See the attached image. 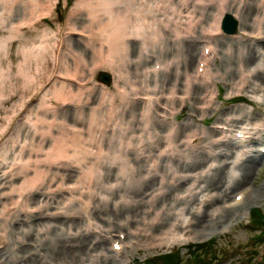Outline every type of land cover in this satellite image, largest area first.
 <instances>
[{
    "label": "bare ground",
    "instance_id": "obj_1",
    "mask_svg": "<svg viewBox=\"0 0 264 264\" xmlns=\"http://www.w3.org/2000/svg\"><path fill=\"white\" fill-rule=\"evenodd\" d=\"M226 2L227 0H98L92 3L93 8L89 6L88 13L93 25H97L96 22L102 16L108 20L106 26L101 23L98 25L95 38L91 36V39L95 40L97 65L113 69L117 74L114 77L115 93L104 96L101 93L84 124V120L79 118L74 121V125L66 121H50L48 126L56 127L53 128L57 136L55 147L40 149L30 145L29 149L19 151L17 163L10 162V173H2L0 188L6 177H10L11 181L21 182L14 188L16 199L11 201L10 207L5 205L0 213V241L8 248L5 252L0 251V264H82L84 256L90 264H113L116 262L115 257L125 249L126 240L136 241V244L132 243V249L138 252V244L141 246L143 241L149 245L163 241L160 234L170 235V228H166L169 232L162 231L169 220L167 218L172 207L166 202L174 199L177 201L174 193L180 191L182 185L192 176L188 174L196 172L199 164H182L173 169L169 165L164 167L156 163L162 155L172 158L179 154L178 146L176 149H169L175 145L176 134L173 131L169 129L167 134L159 135L154 134L151 129L150 120L154 106L157 107L161 100L167 102L168 98L158 97L160 93L165 92L163 85L159 86V91H156L157 86L148 85V77L156 76V71L143 69L141 74L145 75V80L138 77V72L132 76L128 74L125 68L128 57L127 42L133 38L140 40L143 45L157 47L163 40L169 41L168 37H165L167 32L177 41L190 39L184 47L182 57V66L188 67V70H185L182 76L178 75L177 85H170V81L166 84V89L172 91L167 92L165 96L169 95L174 99L177 97L175 95L180 94L176 99L182 104L189 100L200 101L202 96L206 101L212 98L211 85H217L216 79H221L226 74V66L228 67L230 62L240 65H236V72L228 69L230 74L238 73L232 80L237 79V76L239 78L238 82L231 86L237 87L238 90L244 89L247 82L253 80L258 83L257 88H262L264 78L257 74L258 69L254 68L255 72L250 75L249 68L255 57L252 52L238 55L233 51L227 52L217 77L210 69L209 60L213 59L216 52V47L212 44L214 41L211 39L214 33L219 32L221 16L227 11L224 8ZM261 2L264 9V0ZM176 3H179V6ZM210 4H215L217 12L210 15L207 24L197 11L205 6L209 7ZM77 6L82 8L81 3H77ZM243 10L246 18L254 14L251 6H244ZM261 20L264 21L263 15ZM197 27H201L199 38L205 37L203 41L194 36ZM91 29L89 26L87 33H91ZM197 42L205 46L201 53L199 48L196 56ZM146 56L151 59L150 55ZM193 63H198V68L202 69L199 76L201 83H197L198 75H189L190 65ZM176 64L175 59L171 65ZM155 65L156 63L151 67L154 70ZM160 65L157 64L161 72H167L170 67L164 61ZM177 86L181 87L175 91ZM260 92L264 94V89ZM67 97L64 95L63 98ZM140 104L142 107L138 118L136 113L131 120L122 116V113L130 111L131 105L135 108ZM230 113L232 112L218 110L216 122L225 123L222 125L227 127L239 125L243 118L239 114L229 117ZM135 122H140L139 131L134 127L137 125ZM28 124L35 127L34 121H29ZM253 129L250 128V140L259 141L260 138H256L259 134ZM214 132H218V129L213 128L210 135L214 136ZM186 137L187 142L191 139L193 142L201 141V138L193 133L187 134ZM160 140L164 141L167 148L159 150L156 155H149L148 151L154 150V145ZM227 142L210 140L207 143L208 148L212 144L214 150L210 156L219 165L202 181L207 193L199 203V210H189L186 225L181 224L174 228L171 226L174 231L185 230L187 233L198 234L212 231L221 224L234 221L240 210L250 207L256 200L259 193L250 189L248 184L251 183L255 166L263 157L258 156V160L246 157L238 165L232 163V167L238 171V176L226 181V165L229 158H232L233 149ZM164 150L166 153H163ZM13 152L14 145L10 141V146L1 156L2 165L6 166ZM146 160L148 166L145 167L142 162ZM167 169L172 174L171 180L157 191L153 190V179ZM73 170H79L80 173L73 185L69 186L67 182L73 179ZM111 170L116 172L110 174ZM112 183L116 185L112 187ZM120 187L125 191L117 197L116 190L113 189ZM187 188L185 187L184 191ZM236 190L244 193L243 201L236 207H225L224 204L230 199L231 193ZM66 193L71 198L62 200V195ZM146 193L148 196L144 197ZM151 195L154 196L150 197ZM237 195L238 193L233 198ZM149 197L150 199H147ZM179 200L184 199L179 197ZM141 208L143 209L140 212ZM147 208L152 209L153 213L148 219L146 214L150 211ZM180 215L181 213L179 217ZM133 226L138 228H131ZM111 234H117V244L122 245L118 251H111L107 247L109 239L113 240ZM164 241L166 242L154 244L147 250L161 248L163 244L167 245L169 240L165 238ZM146 247L144 246V249ZM128 253L131 255L132 251Z\"/></svg>",
    "mask_w": 264,
    "mask_h": 264
},
{
    "label": "rangeland",
    "instance_id": "obj_2",
    "mask_svg": "<svg viewBox=\"0 0 264 264\" xmlns=\"http://www.w3.org/2000/svg\"><path fill=\"white\" fill-rule=\"evenodd\" d=\"M96 1L98 0H0V176L2 173L5 175L10 173L9 164L12 161L17 163L20 150L29 149L30 145L38 146L40 149L55 147L57 136L53 128L56 127L55 125L48 126L50 121H66L74 125V121L79 118L81 121L84 120V124L85 119L95 108L100 94L103 93L104 96L108 93H115L114 77L117 74L113 69L97 65L98 54L97 51L95 52V40L91 39V36L95 38L100 23L105 26L108 23L107 18L102 15L101 19L96 22L97 25L91 23L88 9L89 6L93 8L92 3ZM77 3H81L82 8H79ZM176 5L179 6V3ZM244 6L253 7L254 12L252 13L254 14L250 18L244 17ZM216 8L215 4H210L209 7L198 9L197 12L202 15L203 22L206 21L205 23L208 24L207 20L210 19L211 14L217 12ZM224 8L227 10L224 14L229 13L237 20V31L233 35H224L221 30L214 33L211 40L214 41L212 44L214 48L216 47V52L213 59L209 60L211 61L210 69L217 77L221 72L219 69L227 52L233 51L238 55L249 51L255 54L254 63L249 68L250 75L255 72L254 68H257V74L264 78V21L261 20L262 15L264 18V9L261 0H227ZM89 26L92 28L91 33H87ZM218 27L220 28V23ZM200 32L201 27H197L194 36L199 38ZM165 37H168L169 41L163 40V43L157 47L143 45L140 40L133 38L128 39L127 67L125 68L131 76L138 72V77L143 80H145V75L143 77L141 74L143 69L156 71V76L148 77L150 81L148 85L157 86L156 91H159L161 85L165 88V92L160 93L158 97L168 98V100L167 102L161 100L157 103V107L154 106V114L152 113L150 120L151 129L154 134L159 135L167 134L169 129L173 131L176 134L174 135L175 145L169 149H176L178 146L179 154L172 158L162 155L156 163L164 167L169 165L173 169H177L182 164H199V168L196 172L189 173L188 175H192L191 178L182 185L180 191L174 193L177 201L174 199L166 202L172 207L167 218L169 220L162 231L164 233L167 231L166 228H170L171 233L168 236L160 234V237L169 240L168 244H163L161 248L147 250L154 244L166 241L149 245L143 241L141 246L138 244L140 251L136 252L132 249L134 247L132 243L136 244V241L126 240L125 249L115 257L116 262L113 264H148L150 261L151 264H194L195 260H198L199 264H264V224L262 225L260 220L255 225L250 223V214L253 216V212L256 211L259 216H264V154L261 162L255 166L251 183L248 184L250 189L256 190L259 194L250 207L240 210L234 221L221 224L214 230L202 234L173 229L174 226L186 225L189 210L191 212L199 210V203L207 193L204 191L205 185L202 181L213 173L211 170L216 165H219L210 156L214 150L212 144L209 148L207 146L210 140H227V144L233 148L232 155L230 154L232 158H229L226 165V181L238 176V171L232 167V163L238 165L246 157H252L255 160H258V156L261 157L257 148L264 150V94L260 92L264 87L257 88L258 83L253 80L247 82L244 89L238 90L237 87L231 86L237 83L239 78L237 76V79L232 80L238 73L230 74L228 69L236 72V65L238 67L240 65L230 62L228 67L226 66V74L221 79H216L217 85H211L210 90L213 96L210 102L202 96L203 99L200 101L189 100L182 104L176 99L181 96L180 94L175 95L177 97L174 99L172 96H165L167 92L172 91L166 89L167 81H170V85H177L178 75L182 76V73L188 70V67L182 66V57L184 47L190 41L189 38L174 40L172 34L168 32ZM203 38L205 37L202 36L199 39L203 41ZM197 46L196 56L199 48L201 53L205 45H199L197 42ZM144 48H146L145 51ZM146 55H150L151 59ZM175 59L177 64L171 65ZM163 61L170 66L167 72L151 68L154 63H156L155 66L157 64L161 66ZM195 64L190 65L189 75L192 76L193 73L198 75L197 83H201L202 80L199 78L200 74ZM101 72L110 75L111 82L108 86L97 83V74ZM245 75L247 76L248 73L246 72ZM180 87L177 86L175 91H178ZM64 95L68 96L67 99L63 98ZM141 107L142 104L135 108L131 105L130 111L122 113V116L131 120L133 114L136 113V118H138ZM218 110L232 112L228 115L229 117L239 114L243 120L239 125L228 126V128L222 125L225 123L216 122ZM236 111H238L237 114ZM246 118L249 120H245ZM29 121H34L35 127L29 125ZM135 123L137 125L134 127L139 131L140 122ZM76 125L79 126V124ZM213 128L218 129V132L213 133L214 136L210 135ZM250 128L257 131L259 135L256 138H260L259 141L250 140ZM191 133L200 137L201 141L193 142L191 139L187 142L186 136ZM242 135L245 140L240 139ZM10 141L14 145V152L4 166L1 156L10 146ZM164 145V141H158L154 145L155 149L148 151V154L156 155L159 150L167 148V145ZM243 145H248V147ZM163 153H166L165 150ZM147 162L148 160L142 162L145 167L148 166ZM113 172L116 171L111 170L110 174ZM79 173V170H73V179L67 182L69 186L77 180ZM142 173L144 175V172ZM171 177L172 174L168 172V169L163 170L153 179V190L157 191L162 185H166ZM10 179L6 177L0 188L2 198L0 213L5 205L10 207L11 201L16 199L14 188L21 182V180L17 182V180L11 181ZM115 185L112 183L111 186ZM185 187H188L186 191H184ZM113 190H116L117 197L125 191L123 187ZM131 190L132 188L129 189L130 192ZM237 193L238 195L233 198ZM62 196V200L71 198L67 193ZM146 196H148L147 193L144 197ZM179 197L184 200H179ZM243 197V192L233 191L224 206L236 207L241 204ZM142 209H139L140 212ZM148 211L150 213L146 214V219L153 214L152 209ZM179 213H181L180 217ZM83 221L85 223V219ZM111 235L114 241L109 239L107 247L113 251L112 244L113 242L118 243L119 239L117 234ZM121 236L123 237L124 234ZM144 246L147 247L144 249ZM198 248L201 250L198 251ZM6 250H8L6 244L0 241V251L5 252ZM130 250L131 255L128 253ZM170 252L177 253L174 255L177 258L176 262L175 258L158 257ZM85 257L82 264H90L88 258Z\"/></svg>",
    "mask_w": 264,
    "mask_h": 264
},
{
    "label": "water",
    "instance_id": "obj_3",
    "mask_svg": "<svg viewBox=\"0 0 264 264\" xmlns=\"http://www.w3.org/2000/svg\"><path fill=\"white\" fill-rule=\"evenodd\" d=\"M237 22L232 18L230 15H225L222 21V30L226 34H233L236 31ZM98 80L108 84L110 81V78L107 74H100L98 76Z\"/></svg>",
    "mask_w": 264,
    "mask_h": 264
},
{
    "label": "trees",
    "instance_id": "obj_4",
    "mask_svg": "<svg viewBox=\"0 0 264 264\" xmlns=\"http://www.w3.org/2000/svg\"><path fill=\"white\" fill-rule=\"evenodd\" d=\"M254 215H256L255 218H254ZM258 220H260V223L262 225L264 224V216H262V215L259 216V213L255 211V212H253V222H254V225L257 224ZM199 250H201V248Z\"/></svg>",
    "mask_w": 264,
    "mask_h": 264
}]
</instances>
